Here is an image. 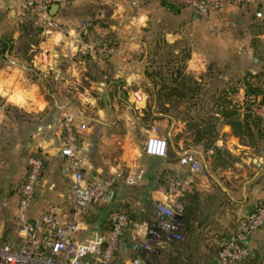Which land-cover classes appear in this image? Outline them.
<instances>
[{
    "label": "crops",
    "instance_id": "obj_1",
    "mask_svg": "<svg viewBox=\"0 0 264 264\" xmlns=\"http://www.w3.org/2000/svg\"><path fill=\"white\" fill-rule=\"evenodd\" d=\"M52 12L65 31H48L21 15L16 0H0V36L9 35L14 43L10 53H0V240L12 243H17L19 235L16 226L9 223L17 215V189L34 149L45 152L47 167L29 214L36 217L52 202L61 213L73 217V202L66 197L71 179L63 171L65 158L61 154V122L65 115L88 127L83 140L89 147V180L108 177L120 169L143 170L145 177L135 188L141 190L145 202L166 197L161 178L164 170L186 175V167L179 160H171L169 152L166 158L146 153L142 164L129 152L133 128L150 105L142 63L152 57L153 51L160 50L161 43H188L186 71L202 82V96L211 99L210 103L199 101L194 110L217 109L214 95L231 85L230 79L237 78L239 91L233 95L232 104L244 115L248 108L252 109L254 97L246 88V76L264 70V58H260L264 52V0L256 5L212 11L207 18L189 8L170 7L162 0H59ZM93 17L98 21L92 23L94 28L89 27L90 42L83 43L110 41L118 48L115 55L102 58L92 52L82 58L78 53L80 39H84L81 23H89ZM43 52L48 54V62H41ZM136 93L142 95V101L135 98ZM185 108H190L187 102ZM250 112L264 121L259 113ZM187 120L163 117L153 120L149 129L154 134L159 124L167 126L164 137L169 140L184 131ZM219 126L215 144L231 154L232 167L214 170L212 150L205 149L204 142L193 145L191 150L205 157L207 172L203 175L208 182H215L208 186L196 181L203 208L204 188L221 187L219 177L234 183L232 189L221 188L235 207L221 217H215L214 212L210 217L220 232H230L237 216L247 213L256 201L264 200V146L242 143L232 126L222 119ZM179 143L184 146L183 139ZM152 162L156 167L150 165ZM91 226L80 221L83 229ZM198 229H202L201 223ZM208 230L204 231L203 252L200 249L205 257L212 254L218 239L214 230ZM249 244L253 250L264 245V227L251 235ZM136 249L126 241L119 254Z\"/></svg>",
    "mask_w": 264,
    "mask_h": 264
},
{
    "label": "built area",
    "instance_id": "obj_2",
    "mask_svg": "<svg viewBox=\"0 0 264 264\" xmlns=\"http://www.w3.org/2000/svg\"><path fill=\"white\" fill-rule=\"evenodd\" d=\"M23 16H33L48 31H65L63 24L56 21L53 7L59 0H16ZM180 8H189L200 17L207 18L212 11L230 6L256 5L263 0H162ZM80 33L87 32L83 22ZM79 53H95L99 57L115 55L118 48L113 43L102 45L82 44ZM41 62H48V54H41ZM138 101L142 95L135 94ZM252 97V111L264 118V105ZM157 128V127H156ZM155 128V130H156ZM88 127L86 123L65 115L61 122V154L65 158L63 171L70 176L66 197L73 202V217L61 213L55 203H47L36 217L29 214L38 186L47 167L44 151L34 149L28 156L26 173L18 186V209L14 222L17 226L18 242L13 245L0 240V264H114L127 239L136 244L142 258L130 261V264H153L146 255L158 252V244L163 239L177 240L183 231V197L194 191L196 177L205 173V157L189 152L181 156L179 162L186 167V175L169 174L162 184L164 199L154 200L153 215L155 227L148 223H133L129 216L119 211L113 214L109 228H102L96 221L89 229L80 227L82 215L90 207L111 203L122 191L141 183L145 177L143 170H117L104 178L88 179L89 147L84 144L83 136ZM169 143L166 137L152 135L148 138L147 154L166 158ZM34 221L35 223H32ZM2 223L0 221V227ZM264 227V200L253 203L251 209L237 217L233 229L220 242L215 260L217 264H245L252 256L253 249L248 242L249 234ZM83 231L89 232L78 237Z\"/></svg>",
    "mask_w": 264,
    "mask_h": 264
},
{
    "label": "trees",
    "instance_id": "obj_3",
    "mask_svg": "<svg viewBox=\"0 0 264 264\" xmlns=\"http://www.w3.org/2000/svg\"><path fill=\"white\" fill-rule=\"evenodd\" d=\"M166 4L173 8H180L168 3ZM27 17H29L28 20H30V17L35 19V17L30 15H27ZM13 45L12 37L9 35L0 36V53H10ZM189 57L190 54L187 59H189ZM174 61L175 60H169L167 64L168 67L166 68L167 70L165 71L167 78L164 77V79H168V82H162V87L160 86L157 89L158 91L155 92L154 101L150 103L145 111V116L142 117L144 121L152 122L153 120L162 119L163 117L174 119L171 107L177 106L179 101L185 100L189 107H193L197 105L199 101L206 98V96H202V82L186 71V61L188 60L181 61L182 65L180 66L171 67L173 64L177 63V61ZM145 74L146 78H156L158 76L155 71L150 70H146ZM258 80L259 82H255ZM245 85L248 91L253 94L257 100H260L259 103L264 105V70L257 74H250V77L246 76ZM238 91L239 88H237L236 85H229L224 88L221 93L214 95L212 99L217 109H210L206 112V117L193 116L187 120L185 129L182 133L174 138L167 139L169 143L168 152L171 160H180L183 154L193 152L191 150L193 145L204 142L205 149L212 150L211 164L214 170H223L232 167L233 157L231 154L215 144V140L220 131L219 120L221 119L232 126L233 133L240 138L242 143L254 147H258L260 143H262L264 146V121L262 118L250 112V108H248V112L241 115L238 107L232 104L233 95ZM158 95L162 96V98H159ZM181 139L184 140L183 147H180L179 142ZM150 165L156 167V163L152 162ZM169 174L175 175L176 173L164 170L161 174L162 182L165 181L166 176ZM135 187L136 186H130L127 190L131 191ZM139 194L141 196V192ZM199 195L200 193L196 184L194 191L183 197L185 209L182 214L183 231L181 236H184L177 240L163 239L160 241L158 244L159 253L156 252L158 253L156 254V261L158 264H214V260L220 249V242L227 236L228 232L219 231L217 235L215 234L218 239L216 247L211 255L205 257L200 253V237L203 231L202 229H198V223L206 222L213 215V212L212 210H206V208L202 207ZM122 200L124 201V199L120 200L121 204L123 203ZM143 207L144 211L149 213L151 219L147 218L148 220L145 219L140 221L135 214L132 215L131 212L127 210L119 209L116 212H125L133 223L146 222L150 226L155 227L157 221L153 215L154 199L151 198L145 201ZM90 208L87 212L90 211ZM82 220L92 224L89 220ZM10 224L16 226L14 221L13 223H9V225ZM109 225L110 223H108L106 228H109ZM1 241H6L13 245L17 244L7 239H1ZM126 241L131 243L134 248H137L136 244L131 241L129 235H127ZM137 252L139 254H137ZM132 254L139 257L141 255L138 249L133 250ZM245 264H264V252H261L259 249L253 250L251 258Z\"/></svg>",
    "mask_w": 264,
    "mask_h": 264
},
{
    "label": "rangeland",
    "instance_id": "obj_4",
    "mask_svg": "<svg viewBox=\"0 0 264 264\" xmlns=\"http://www.w3.org/2000/svg\"><path fill=\"white\" fill-rule=\"evenodd\" d=\"M244 6H250V5H244ZM31 21L37 22L39 24H41L40 21L37 20V18H30ZM98 19L96 18H91L89 19V23L84 21V23L87 25V29L88 32L84 35L83 33V40H85L86 42L89 40V36H90V32H89V27L94 28V24L97 23ZM83 23V22H82ZM81 23V24H82ZM94 23V24H92ZM42 25V24H41ZM90 42V41H88ZM103 43H110V41H104L101 43H96V44H89V43H85L87 45H102ZM188 43L183 42L182 46L176 44V45H172V44H164L161 43L160 44V50H151L153 51L152 53V57L149 59H144L143 61V68L146 70H150V71H155V73H157V77L156 78H146V82L144 83V89L147 92V98L149 99L150 103L154 101L155 98V92H157L158 88L161 86L162 87V82H168V79H166V68L168 67V63L169 60H175L177 61V63L173 64V66L171 67H177L182 65L181 61H186L188 60V56L190 54V50L189 47L186 46ZM79 49V48H78ZM79 51V50H78ZM262 51H260L261 53ZM79 53V52H78ZM80 54V53H79ZM81 55V54H80ZM88 55V54H87ZM97 56V54H95ZM82 58L86 57V55H81ZM110 57V56H107ZM104 58V57H102ZM260 58H264V52L262 53V55H260ZM174 61V62H175ZM187 62V61H186ZM253 66V63H252ZM264 69V68H263ZM164 77H166L164 79ZM232 80V84L231 85H236V83H238V79L237 78H232L230 79ZM255 82H259L255 81ZM210 83L212 85H214L215 82L210 81ZM220 84V81H219ZM161 91V90H160ZM159 98H162V96L158 95ZM210 98L207 96V98H204L203 101L210 103ZM185 100H181L179 101V104L177 106H172L171 107V112L173 117L175 118L176 121H179L180 119L183 122V119L185 118H192L193 116H202V117H206L207 114L206 112L209 111L208 108L205 109H199V110H194V106L190 107V108H185ZM188 105V103H187ZM160 111V110H157ZM150 124H152L151 121H144L143 118L140 120L139 125H137V127L133 128V136H132V140L129 143V152L131 154H133L134 156L136 155L139 158V162L142 164L143 161H145L146 158V152H145V145L146 142L148 140V138L152 135H161V136H165V132L167 129L161 127V125L159 124L160 127H157L154 134H152L150 132ZM152 129V128H151ZM166 129V130H165ZM175 137V136H174ZM172 137V138H174ZM140 164V165H141ZM240 170V168H239ZM207 172V169L206 171ZM238 173H235L236 175L239 174L240 171H237ZM219 177V176H218ZM202 178V179H201ZM197 179H199V182L204 181V183L208 184V186L212 185L214 186L211 181L208 182L207 178L204 175H200L196 177V181ZM219 179H221V187H228L229 189H232L233 187V182L229 179L227 180H223L221 177H219ZM211 183V184H210ZM199 184V183H198ZM221 187H215V188H204V190H202V198L205 199V206L207 208V210H212V212H214V216H223L226 212H231V209H233L235 206L231 205L230 202H228V196L225 195L223 193V190ZM140 189L139 188H135L132 189L131 191L129 190H125L122 192V194L120 196H118L116 199H114L111 203H103V204H98L95 205L93 207L90 208V211L83 214L82 215V219L84 220H89L93 225L96 221H99L100 225L102 226V228H106V226L108 225V223H111V219L114 213H116V211H118L119 209L122 210H127L128 212H131L132 215L135 214V216H137L140 221L141 220H148L147 218H150V215L148 212L144 211V199L141 198L140 196ZM140 196V199H139ZM124 199L123 203L121 204L120 200ZM208 200V202H207ZM228 202V203H227ZM120 203V204H119ZM73 207V206H72ZM135 211V212H133ZM239 217V216H237ZM87 218V219H86ZM223 219L225 220L226 218L223 217ZM215 220H211L208 219L206 222L201 223L202 225V234L200 237V248L199 250L202 248V246H204L205 243V234L204 231L208 230L210 231V229H212V231L214 230V234H218L219 232V225L217 226L216 223L214 222ZM143 222V221H142ZM140 223V222H139ZM211 225V226H210ZM208 226H210L211 228H208ZM89 232L83 231V233L79 234L78 237H82L84 234H87ZM213 233V232H212ZM211 233V235H212ZM184 236V235H182ZM181 236V237H182ZM158 247V246H157ZM258 249L261 250V252H264V245H259ZM203 252V248L201 249ZM200 250V251H201ZM201 252V253H202ZM159 253V252H158ZM158 253H151L149 255H146V258H148L147 256H149V258L152 259L153 264H158L156 261V254ZM137 254H139L137 252ZM140 257L132 254L131 253H124V251H122L120 254H118L117 257V261L115 264H125L127 261L125 260H133L136 258H142V253L140 252ZM130 264V263H129Z\"/></svg>",
    "mask_w": 264,
    "mask_h": 264
},
{
    "label": "water",
    "instance_id": "obj_5",
    "mask_svg": "<svg viewBox=\"0 0 264 264\" xmlns=\"http://www.w3.org/2000/svg\"><path fill=\"white\" fill-rule=\"evenodd\" d=\"M54 8V7H53ZM32 223H35L34 221H32ZM251 238V234H249L248 236V242H249V239ZM215 264H217V260H215Z\"/></svg>",
    "mask_w": 264,
    "mask_h": 264
}]
</instances>
